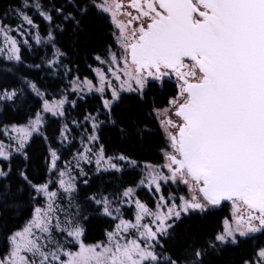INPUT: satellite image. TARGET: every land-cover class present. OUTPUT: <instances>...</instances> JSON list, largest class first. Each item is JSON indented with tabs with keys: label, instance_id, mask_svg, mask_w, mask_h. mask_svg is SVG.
Masks as SVG:
<instances>
[{
	"label": "snow or ice",
	"instance_id": "1",
	"mask_svg": "<svg viewBox=\"0 0 264 264\" xmlns=\"http://www.w3.org/2000/svg\"><path fill=\"white\" fill-rule=\"evenodd\" d=\"M130 5L136 15L126 13V22L119 18L120 0H76L74 5H68L72 11L64 6L45 10L39 0H22L12 11L21 22L16 31H22L27 24L37 29L36 44L51 45L54 58L41 59L50 69L57 70L59 58L65 55L57 46L65 22L75 21L78 27L80 21L74 13L92 9L111 15L119 30L116 43L121 55L109 52L110 63L119 65L123 61L122 69H110L118 86L97 69L99 86L77 77L71 82L72 88L82 91L86 86L89 91L99 92L102 108L96 109L97 114H104L116 124L113 109L124 99L123 92L144 102L150 88L158 86L163 90L174 82L166 105L152 108L168 138L166 163L148 165L147 176L139 185L146 183L150 190L154 187L160 193V182L171 180L186 186L187 194L167 198L160 195L152 209L139 198L133 199L136 188L131 186L118 193H92L85 198L90 207L95 206L92 210L113 217L117 223L106 231V241L86 244L81 221L87 217L82 215L84 207L77 196L71 162L59 167L60 151L50 143L51 137L41 131L46 113L64 117L67 97L49 100L35 82L23 76L20 83L24 87L5 86L8 71H4L0 73L4 78L0 104L15 105L23 98L25 88L42 103L26 123L4 126L12 143L6 146L0 142V159L10 161L14 151L27 160L26 146L34 133L40 134L48 144L49 179L34 183L24 169L19 170L23 184L35 193L30 198L42 196L45 202L33 209L22 227L6 237L0 264H205L209 251L264 236V0H130ZM29 9H35L47 22L46 36H40V25L28 15ZM57 19L59 24L55 23ZM11 31L9 25L0 23L7 59L21 62L20 48ZM95 59L103 62L99 55ZM66 74H70V69H66ZM107 89L111 90L110 98ZM98 115L89 113L84 117L85 122H91V132L87 142L81 141L84 151L76 153V167L82 175L85 173L80 163H91L89 154L93 149L89 145L99 140L96 133L102 122ZM68 131L67 124L59 129L62 144L68 139ZM125 131L121 128L122 133ZM95 156L97 171H120V164L113 160L138 166L137 161L123 153L106 157L103 145ZM163 168H167V174ZM11 170L10 163L8 171L0 168V183L9 179ZM12 189L11 184L3 185L0 195L6 200L13 195ZM23 190L22 186L16 192ZM57 201H66V206ZM225 201L231 202V214L224 217L219 230L209 233L202 243L193 238L180 255L164 250L184 219L207 215ZM123 203L135 205L134 219L122 217L119 205ZM61 236L63 240L59 239ZM242 264H264V241L253 247Z\"/></svg>",
	"mask_w": 264,
	"mask_h": 264
},
{
	"label": "trees",
	"instance_id": "2",
	"mask_svg": "<svg viewBox=\"0 0 264 264\" xmlns=\"http://www.w3.org/2000/svg\"><path fill=\"white\" fill-rule=\"evenodd\" d=\"M22 0H0V22L4 25L14 27L19 20L14 15V9ZM31 2V0H30ZM45 10L53 7L64 6L67 11H72L69 4H75L76 0H39ZM56 16V13H52ZM28 15L35 17V23L40 25L39 34L41 37L47 35V22L42 21L35 9H29ZM80 21L76 26L65 22V31L60 34L58 47L65 53L60 57V64L57 69H50L46 60L42 57L54 58V49L51 45L42 43L38 46L34 44H20L21 62L7 61L0 58V73L8 71L5 86L24 87L20 83V77H27L28 80L37 84L42 93H46L47 99H54L68 91L69 85L74 78L93 79V69L97 66V55L104 58L116 47L113 28L107 16L98 9L89 10L86 13L76 14ZM56 24L60 20H55ZM39 65V67H35ZM66 69H70V74H66ZM0 85H4V78L0 75ZM174 83H168L163 90L152 87L147 91L144 102H138L134 94L124 93V99L117 103L113 109L114 117L117 121L112 124L106 119L104 114H97L96 109L102 108L100 95L91 93L82 99H74L70 94L67 104L64 107L65 115L62 119L48 118L42 132H46L51 137L50 143L60 151L59 167L67 162L73 151L79 144L78 135L80 129L88 127L84 122V117L89 113L98 115L100 124L97 136L99 144L105 148V155L117 157L121 153L127 155L130 160H135L138 166L122 168L121 171H111L99 174H92L90 171L84 177L76 181L77 196L83 205L82 215L87 217L81 221L85 234L83 236L86 244H95L103 241L106 231L113 229L115 220L107 218L92 209L86 202V196L92 193L104 194L122 192L124 187H133L139 181L142 174L141 165H161L163 152L167 149V140L157 122L152 111L153 106L164 107L168 97L172 94L171 89ZM75 102V103H73ZM42 101L30 89L25 88L23 98L18 99L15 105L5 107L0 104V139L4 126L24 124L30 115H34ZM73 121H78V128L70 126ZM62 124H67L72 130L73 136L67 146L62 145L59 140V129ZM121 128L125 129L124 133ZM81 139V138H80ZM82 140V139H81ZM28 159L25 160L21 154H13L10 161H0V168L8 171L11 164V173L8 180L0 183V193L3 192V185L13 186V195L5 198L0 195V255L5 252L6 237L11 231L22 227L31 218L33 209L41 204V199L30 198L35 196L34 192L23 184L18 175L20 169H24L34 183H43L49 177L48 172V144L45 143L42 135H34L26 146ZM85 180L88 181L85 184ZM23 192L17 193L16 189L22 187ZM166 189V187H164ZM135 195L144 201L149 207L154 206L153 198L145 190L136 191ZM228 216V209L225 204L208 212L207 215H196L184 219L176 229L171 240L167 242L164 250H170L173 255H180L193 238L202 243L209 233L219 230L222 227L224 217ZM264 241V236H257L254 240H245L238 246H225L218 251H209L204 257L205 264H242V260L247 258L253 247Z\"/></svg>",
	"mask_w": 264,
	"mask_h": 264
},
{
	"label": "rangeland",
	"instance_id": "3",
	"mask_svg": "<svg viewBox=\"0 0 264 264\" xmlns=\"http://www.w3.org/2000/svg\"><path fill=\"white\" fill-rule=\"evenodd\" d=\"M103 14H107V13H103ZM127 20L128 19H125V20L123 19V21H125V22ZM20 23L21 22L19 21V23L16 26L11 27L12 31L10 33V35L16 39V41L18 43V46L20 44H24V45L34 44L36 46L40 45V44H36L35 39H34V36H35V34L37 32V29L36 28H30L27 24H24L22 31H16L17 26L20 25ZM114 29H115L114 30L115 32H113V35L115 36L114 38H115V42H116L119 30L117 29V27H116L115 24H114ZM26 41H27V43H26ZM110 52L116 53L117 56L119 57L121 55L120 46L116 43L115 49L112 50V51H110ZM7 55H8V53H7V46L5 45L4 37H3V35H0V58L9 61L7 59ZM102 60H103V62L97 61V66L93 69V79H89V80H92L94 84H97V86H99L98 85V79L99 78H98V74H97V71H96L97 69H99L102 73H104L109 80H113L114 81V77L112 76V71H110V69H115L117 67H120L121 69L123 68V61H120L119 65L111 64L110 63L111 57L108 54H107V56H105L104 58H102ZM12 61H15V60H12ZM83 80L84 79H81L79 81H83ZM115 83L118 86V82H115ZM91 93H95V94L101 95L99 92H96L95 89H93L92 91H89L86 86L84 87V89L82 91L79 90V89L73 90L72 85L70 83L69 88H68V91L66 93H63L62 95L63 96H66L67 97V100H68V97L70 96V94L73 95L74 99H77V98L82 99L83 97H85V96H87L88 94H91ZM124 93H127V92H123L122 94H124ZM106 94H107L108 98H110V96H111V90L110 89H107L106 90ZM61 96H59L57 98H54V99H57L58 100V99L61 98ZM67 100H66L65 105L67 104ZM65 105H64V107H65ZM154 115L156 117V113L155 112H154ZM48 118H55V119H58L59 118V119H62V117H52L50 113H46L45 114V123H46V120ZM156 119H157V117H156ZM157 122L159 123V126H160V128H161V130H162V132H163V134H164V136L166 138V140H167V149L166 150H170L168 148V138H167V136H166L163 128L161 127L160 122H159L158 119H157ZM87 124H88V127L87 126H84L82 129H80L78 135L76 136L77 138H79L78 139L79 140V144L77 145V147L73 151V154L71 155V157H69V159L67 160V162H71L72 169H73V171H72L71 174L74 177L75 182L78 179H81L82 177H84L85 174H87L88 171H90L92 174H99V173L116 171V170H113V169H105V168H101L100 171H97L95 153H96V151L100 147V144H99L98 141L95 142L94 145H89L93 149L92 153L89 154L92 157L91 163H88L87 161H82L80 163V167L83 169V172L85 174L82 175L81 172H80V169L76 167V153L78 151L79 152H83L84 151V147H83V145L81 143V141H82L81 139H83V141L87 142L88 134L91 132V122H87ZM62 125H61V127H62ZM70 126H73L75 128H78V125L74 124L73 122L71 123ZM43 127H44V125L42 126V128ZM68 129H69V131L67 133L68 139H67V141H64L63 144H62L64 146H67L69 143H71L70 140L72 139V136H73L72 130L69 127H68ZM34 135H39V134H35L34 133L33 136ZM96 135H97V133H96ZM59 140H60V137H59ZM0 142H3L6 146L12 143V141L9 139L8 135L4 131H3L2 137L0 139ZM60 142H61V140H60ZM9 151H12V149H9ZM164 152H163V161H162L161 165H151V166H162V165H164L166 163L165 156H164ZM13 154H17V153H15L14 151H12V155ZM2 160L3 159H0V161H2ZM113 162H118L120 164L121 170H122L123 167H124V169H129L128 167H132L133 166V165L130 164L129 161H116V160H113ZM65 164H66V162L62 165L61 168H64L65 167ZM147 166H148V164L141 165L142 174L140 176L139 181L133 187L136 188V191H138V190H145V191H147L150 194V197L153 198V202H154V206L153 207H150V208H152V209H155L156 208V204L158 202V199H159V196L160 195H163V196H165L167 198V197H170L172 195H174L176 197H179L180 195L187 194V188H186V186H184L182 184H179V183H174L171 180H169L167 182H165V181H161L160 182L161 183V192L160 193H156L154 191V187H153L152 190H150L149 187H148V185L146 183L144 185H139L140 180L142 178H145L147 176V172L145 171V169H146ZM160 170H161L160 168H157V171H160ZM162 171L165 174H167V172H168L167 168H163ZM48 179H49V177H48ZM53 187H55V185H53ZM164 187H166V189ZM39 198L42 200L40 206H43L44 205V202H45L44 201V198L42 196H40ZM136 198H138V197L136 195H134L133 199H136ZM142 202H144V201H142ZM57 203L58 204L59 203H64L65 206H66V201H57ZM219 206L220 205L216 206L214 209L218 208ZM114 207H115V205H114ZM119 207H120V210H121V215H122V217L124 219H129V220L134 219V213H135V205L134 204L123 203V204H120ZM230 214H231V204H230V207H229V215ZM105 217H107V216H105ZM107 218H110V219L114 220L113 217H107ZM147 222H148V220L146 219L145 220V223H147ZM116 223H117V221L115 220V224ZM114 227H115V225H114ZM129 238H131V237H129ZM59 239L63 240L64 237L61 236V237H59ZM106 239H107V237L105 236V238H104L103 241H106ZM68 247H71L73 251L76 250V248L75 247H72V245H68Z\"/></svg>",
	"mask_w": 264,
	"mask_h": 264
},
{
	"label": "flooded vegetation",
	"instance_id": "4",
	"mask_svg": "<svg viewBox=\"0 0 264 264\" xmlns=\"http://www.w3.org/2000/svg\"><path fill=\"white\" fill-rule=\"evenodd\" d=\"M120 2L122 3V9H121V14L119 16V18L121 20H125V19H129V17L126 15V13H131L133 16L136 15V9L132 8L131 5H130V0H120ZM105 16H107L109 22L111 23L112 25V28H113V32H115L114 30V24L112 22V18L109 14H105ZM115 37V36H114ZM173 81H174V78H173ZM174 83V82H173ZM226 206H227V209H228V216H229V207H230V204L231 202H228V203H224ZM223 205V204H221ZM220 205V206H221Z\"/></svg>",
	"mask_w": 264,
	"mask_h": 264
},
{
	"label": "water",
	"instance_id": "5",
	"mask_svg": "<svg viewBox=\"0 0 264 264\" xmlns=\"http://www.w3.org/2000/svg\"><path fill=\"white\" fill-rule=\"evenodd\" d=\"M229 201H225V202H222V204H224V203H228Z\"/></svg>",
	"mask_w": 264,
	"mask_h": 264
}]
</instances>
